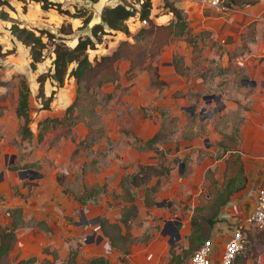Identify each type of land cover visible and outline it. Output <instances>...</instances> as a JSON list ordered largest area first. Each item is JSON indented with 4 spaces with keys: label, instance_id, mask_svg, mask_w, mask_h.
<instances>
[{
    "label": "rangeland",
    "instance_id": "obj_1",
    "mask_svg": "<svg viewBox=\"0 0 264 264\" xmlns=\"http://www.w3.org/2000/svg\"><path fill=\"white\" fill-rule=\"evenodd\" d=\"M59 1L63 3L64 7L70 6V9L73 8L74 4L87 3L81 0ZM164 1L152 0L151 17L156 27H158L155 28L152 34H146V36L141 37L137 34L140 27L146 28L149 27V24L139 23L136 20H128L126 24H128L131 36L120 32L115 33L113 37L103 35L99 42H95V48L87 51L90 61L94 63L100 56L110 54L115 50L121 40H127L135 44L133 63L146 66L149 62H152L153 65L157 66L161 77L168 83L167 87L159 91L148 87V74L144 69H137V65L133 69L137 77L134 75L135 77H130L127 80L129 78L127 70L130 67V62L128 60H119L116 66L120 74V81L122 82L118 86H115L113 82L105 84L100 89L97 88L100 100L97 106V114L99 118L105 120L107 132L105 136L107 138L103 142H97L94 151H89L90 148H87V145L82 143L85 134L88 132V126L85 122H79V124L71 127L69 130L61 125L52 126L45 134L44 139L40 142L37 141L38 123L47 117L61 118L64 115L66 108L75 99L76 83L74 79H66L64 85L56 89L49 109H43V98L37 96L36 76L41 72H46L50 68L52 46L47 48L45 59L37 65L35 71H32L29 68L30 58L28 48L11 35L9 28L12 22L0 18V47L3 53L11 51L9 54L0 56V209L2 211L8 210L3 205L14 204L12 203L13 197L21 200V193H25L18 187V193H12L10 190L11 185H17L19 178L15 174V169H10L12 172H6L8 168L14 167L22 171L21 174L25 175L26 179H28L26 183L38 184L39 187L55 183L56 188L62 194L68 195L67 197L62 196L63 213L65 214L63 215L62 222L57 226V230L62 233L63 237L72 235V238L75 239V244L77 241V250L81 251L88 239L96 241L98 235H101L98 231L97 223H95L99 212L92 213L93 211H90L87 207L75 205L74 195L77 194V197L81 196L84 193L83 187L85 184L89 187L93 186L87 183L97 182L99 183L98 185L101 184L99 191L102 190V183H105L110 189L102 197L105 206L107 205L105 211L109 212V217L115 218L118 216L119 208H121L118 183L121 178L129 175L135 169L137 159L141 158L143 154L134 143L133 137L135 136H129V133L132 132L135 126V122L140 117L150 116V120L156 119L160 123L161 112H164L167 114L165 118L166 123L173 122L170 121L172 116H175L174 120L178 118L177 129H175L176 125L171 127L172 131L176 130L172 138L160 144V147L165 150L166 148L172 149L169 147V144L174 142L173 139L177 140L181 134L183 138H200L201 146L199 149H196L198 157H196L195 161L189 159L191 160L189 164L192 166L194 163L195 165L198 164L201 155H203L202 158L216 157L217 151L215 141L213 140L215 137H218L217 134L220 136L228 132L230 127L235 128L243 124L246 118L245 112L251 110L262 101L264 98L263 70L260 69L259 72L253 73L252 64H247L246 61L245 63L243 62V66L237 64L238 59L251 56L249 55L251 53V37L248 35V31L246 30L247 32L241 34L239 44H235L233 39L231 40V44L227 45V43L221 42L218 39L210 38V36H206L204 40L197 37L199 39L197 50L190 47L189 43L182 37L173 38L167 43L162 44L166 40V37L164 36V29L159 26L167 25L173 17L168 8L164 6ZM213 1L174 0L175 6L181 9L184 16L188 19L191 27V36H198L202 31H205L203 28L204 20L201 17L202 7L204 4L208 5L209 2ZM8 2L10 7H0V11H6L9 19H13L21 26L32 29L46 28L52 33H56L57 28L62 24H70L74 30L70 36L71 38L67 40V44L70 46L73 45L77 35H86L90 31L88 26L81 27V19L66 18L54 11L42 10L38 4L30 3L28 0H8ZM106 2V0H100L94 5V8H91L92 13L99 11L100 4L104 5ZM123 2H126V0ZM219 2L221 3L222 1ZM135 7H138V5H135ZM245 33L247 34L244 35ZM132 35H136V39H133ZM243 44L248 45L241 47L237 55L236 53L233 55L234 50ZM161 45L162 47L159 49ZM229 49L231 52H229ZM177 55L183 56L185 62L190 67L187 77L175 74L167 66V63L172 60L173 56ZM19 75L26 77L31 90L29 113L31 116L30 128L33 132V139L30 141L21 140L18 134L19 127L22 124V119L18 118L15 114ZM201 75H205L204 80H201ZM243 78L253 79L256 82V86L250 87L248 83L242 85L241 80ZM130 83L132 84L129 86V89L133 86L135 88L132 90L133 96H130V100L128 101L127 98L123 97L126 94L129 95V92L126 93L122 89ZM44 85L45 97H47L50 91L54 89V86L51 85L49 80ZM190 88L193 89L192 91H196L197 94H189ZM177 91L186 95L188 94V96L183 98L175 97L173 93ZM109 92L112 96L114 92V97L110 102H107L106 95ZM218 101H223L225 107L219 115L215 116L217 120H214L215 118L211 120L205 119L208 111L218 108ZM124 104H128V106L126 110H121V106L124 108ZM133 104H139V107L133 108ZM192 105L195 106V115L191 121L187 118L188 114L181 109ZM201 114L205 116L202 122L199 120V115ZM215 121H217L216 125H214ZM111 136L113 139L110 138ZM170 146L173 147L174 144H170ZM183 151L184 149L180 147L177 157L181 158L184 155L187 157V154ZM194 152L195 150H192L188 155L191 156ZM145 155L143 154L144 158ZM156 156L159 158L155 154V157L148 158V161L155 160ZM92 157H94L95 163L87 165L86 163ZM168 159L169 164L172 166L170 175L165 178L169 183L168 187L172 189L181 188V182L184 183V179L178 175V162H174V158L170 154L168 155ZM6 174L10 176L14 175V180L12 181L11 178L7 179ZM197 176L201 179V175L194 174L195 178ZM181 193L183 194V192ZM171 194L173 195V192ZM141 196L142 191L139 190L137 195L138 203L142 201ZM27 198H29L27 201L29 202L31 196ZM175 199L173 197L172 201L174 202ZM174 203L177 204V202ZM165 205L166 202L163 203V206ZM179 208H181V205L177 204L173 210L182 213L185 209L180 210ZM82 212L83 214H81ZM158 213L154 216L155 220H153V217H149L153 215L147 209H142L134 221L131 220V228L133 223L137 232L141 233L145 222H149L152 219L154 223H157L156 218L159 217ZM163 213L167 217H171V214H174L171 210L168 215L166 208L165 210L163 209ZM161 218L158 220L159 223H161ZM158 226L154 224V228ZM250 229H252L251 233H255L254 235H256L257 231L264 230V227L257 228L250 225ZM144 239L145 232L139 240L144 241ZM65 240L68 241L70 239L67 237L64 238ZM259 241L262 242V239H257V245L251 242V246L250 242L247 241L244 250L245 254L243 255H247V258H255L259 250H264L263 247L258 246ZM65 242L63 243L64 245ZM75 244L74 246L72 244L73 248H75ZM262 246H264V243H262ZM249 247H252V249L248 250ZM108 253L113 254L111 252ZM85 260L86 256L79 254V264H85ZM5 264L13 263L8 260Z\"/></svg>",
    "mask_w": 264,
    "mask_h": 264
},
{
    "label": "crops",
    "instance_id": "obj_2",
    "mask_svg": "<svg viewBox=\"0 0 264 264\" xmlns=\"http://www.w3.org/2000/svg\"><path fill=\"white\" fill-rule=\"evenodd\" d=\"M102 5L103 4H100V7ZM202 8L203 11L201 17L204 20L203 28L211 33L210 38L213 37L215 39H218L221 42L227 43V45L231 44V40L233 39L235 44H239V42L241 41V34L246 32L250 23L254 24V40L251 42V53L249 54L251 56L240 58L242 60V64L238 65L243 66V62L245 63L246 61L247 64H252L253 73H257L261 69L263 70L264 74V0H259V2L255 5H245L243 7L229 11H222L214 1L209 2L208 5L204 4ZM229 52H231L230 49ZM167 66L174 72L171 61L167 63ZM245 79L248 78H243L241 80L242 85H244L243 81ZM248 80L255 83V85L253 86L249 85L250 87L256 86V82L253 79ZM120 82L122 81L119 80L118 84ZM131 84L132 83L126 86V89H122L126 93L129 92V95L126 94V96L123 97L127 98L128 101L130 100V96H133L132 90L135 88L133 86L129 89V86ZM167 86L168 83L165 87ZM192 90V88L189 89V94H197L196 91ZM183 94L186 97L188 96V94ZM113 97L114 92L111 100L113 99ZM221 102L223 103V101ZM223 105L225 107L224 103ZM123 106L124 108L121 106V110H126L128 104H124ZM136 106L139 107V104H133V108H135ZM184 108L185 107H183L181 110L187 113V116L191 117H187L188 120L192 121L194 115H191ZM223 110L224 108L221 111L214 113L211 117H206L205 119H214L215 116L219 115ZM201 115H199L200 122L203 121L202 119H200ZM160 116V123L156 119L150 120V116L140 117L135 122V126L132 132L129 133V136L134 135L135 137H133V139L138 138L141 141L151 139L161 128L163 121L166 120L165 118L167 114ZM245 117L246 118L243 124L238 126L239 132L238 137L236 138L237 143L235 147H232L233 150H231L230 152L238 151L240 153V159L246 177V184L242 189L231 195L230 202L220 210L217 220L210 230L209 238L213 243L211 264H220L224 244L238 226L244 225L247 228L249 227L246 231V228L244 229L245 236H247L248 242H250V246L251 242L252 244L254 243V245H257V239L254 235L255 233H251L252 229H250V226L245 223L246 219L249 217L254 208L256 201V192L264 175V98L251 110L246 111ZM216 118L214 120H217ZM102 120L105 127V134H107L105 120ZM177 123L178 118L176 120L175 129H177ZM216 123L217 121L214 122V125H216ZM231 128L232 127H230V130L228 132H225L220 136L217 134L218 137H215V139L213 140L215 141V148L217 151L216 157L202 158L203 155H201L198 160V164L195 165L194 163L192 166H190L189 163L191 160L195 161L196 157H198V151L196 149H199L201 146L200 138H183L181 134V136L177 139L178 141L173 139L174 142L170 143L174 144L173 147H171L169 144V147L172 149L166 148L165 150L161 148L160 144H163L169 141L170 138H172L176 131L174 129V131L168 135L166 140L160 141L155 145L158 150H165L164 156H162L154 149H142L134 141L136 146L142 151L143 154L146 155L144 158L142 154V157L137 159V165L135 169H133V171L129 173V175L138 172L139 165H158L160 163L169 168V173L158 177L152 176L145 186L132 188V192L135 198V204L137 206V213L131 220L134 221V219L137 215L140 214L142 209H147L150 214L153 215L149 216L150 218L153 217V220H155L154 216H156L159 211V217L156 218L157 223H154L152 219L149 220V222H145L141 233L137 232L134 224L132 223V228L130 229L132 242L126 251L113 247L108 239V236L104 233L100 225V222L103 219H105L108 223H118L119 225H122L120 221L122 209L124 206L129 205V202L123 200L122 198L120 187V181L122 178L118 183L119 201L121 202V208H119L118 216H116L115 218L109 217V212L105 211V207L107 208V205L105 206L104 201H102V197L105 196L106 191H110L109 187L105 183H102V190L99 191L96 198L91 199L86 204L79 203L74 197L75 205L78 204V206L80 205L82 207H87L88 209H90V211H93L92 213L99 212V214L96 216L95 223H97L98 231L101 235H98L96 241H93V239H88L83 247V250L80 251L77 250V241L75 244V239L72 238V235L63 237L62 233L57 230V226L62 222L63 215L65 214L63 213L64 205L62 204V196L67 197L68 195L65 193L62 194V192L56 188L55 183H51V185H46L45 187H39L38 184L34 185L26 183V181H28V179H26L27 177L21 174L22 171L15 169V174L19 178V182H17V185H11L9 183V185H11L10 190L12 191V193L16 194L18 193V187L25 193H21V200L14 198L12 195V203L14 204L3 205V207L8 208L7 211H2L0 209V228L6 230H10L13 227V211L16 209L21 210V217L18 219L19 224L16 228H14V239L11 248L7 256L4 258L2 264H5V262L8 260L13 264H18V262L30 258L34 259L31 264H44L45 262L64 264L67 262L68 256L70 255L71 251L77 252L75 258L76 264H79V254L82 256H86L85 264H89L90 260L94 257H103L106 260V264H170V248L174 247L175 252L180 253L182 248L187 247L188 237L191 232L190 220L192 218V215L194 214V209L200 205L202 198L201 196L204 195L208 197L210 182L205 178L206 171L208 169L212 170L214 172L215 178L218 181V186L222 185V177L226 169V162L229 158L230 152L222 153L223 150L218 145V143L222 141L223 135L230 133ZM106 138L107 136H105L104 139ZM110 138L113 139L112 136ZM104 139H102L101 142H103ZM180 147L184 149L183 152L187 154V157L186 155L181 158L177 157V154L180 151ZM192 150H195V152L191 156L188 155ZM154 153L159 156L161 161L157 156L155 160L148 161V158H151L152 156L155 157ZM168 153L173 156L174 162H178V175L179 177L184 179V183L181 182V188L177 187L172 189L168 187L169 183L165 179L166 177H168V175H170L172 171V166L169 164ZM92 160L95 161L94 157L90 158L89 162L86 164L89 165ZM184 170L185 173L183 174V176H181L180 174ZM6 172L12 171L10 170V168H8ZM196 173L198 175H201V179L198 176L196 178L194 177V174L196 175ZM9 178H11V180L13 181L14 175H7V179ZM157 180H159L160 183L156 192L153 194L154 204L151 207H147L144 204V190L146 187L155 185ZM87 184L99 187L101 186V184L98 185L99 183L97 182ZM139 190L142 191V201L140 203L137 202V195ZM171 192H173V195L171 194ZM181 192H183V194ZM28 196H31L29 202H27L29 199L27 198ZM173 197L176 198L174 202H177V204L181 205V208H179L180 210L185 208L182 213L173 210V208H175L177 205L172 201ZM164 202H166L165 206H163ZM165 208L167 210V214L171 212V210L174 212V214H171V217H167V215L165 216L163 213V209L165 210ZM81 214H83V212ZM160 217H162L160 221L161 223L158 222ZM175 219L176 221H178L177 219H179L180 221V223L177 225L180 238L175 239L172 243H170L172 237L167 233V230H164L163 227L166 221ZM154 224H157L159 226L157 228H154ZM124 230L125 229H122L123 233L125 232ZM144 232L145 239L144 241H140L139 238L143 236ZM258 232L259 231H257V233ZM96 233L98 234V232ZM67 237L70 240H65V242L64 238ZM64 242L65 245L63 244ZM72 244L73 246L75 244V248L72 247ZM258 246L264 248V246H262V242L260 241L258 243ZM108 252H111L113 254H109ZM233 264H264V250H259L255 258H247V256L243 257V255H239L234 260Z\"/></svg>",
    "mask_w": 264,
    "mask_h": 264
},
{
    "label": "trees",
    "instance_id": "obj_3",
    "mask_svg": "<svg viewBox=\"0 0 264 264\" xmlns=\"http://www.w3.org/2000/svg\"><path fill=\"white\" fill-rule=\"evenodd\" d=\"M30 3L38 4L42 10L54 11L62 17L71 19H81L82 26H88V23L92 17L91 8L97 4L100 0H81L87 2L86 4H74L73 11L69 7H64L63 3L59 0H28ZM125 0L116 1L113 3H106L100 7L99 13L101 15V23L92 27V29L86 35H77L75 37L72 46L67 44V40L71 38L73 29L70 24H62L57 28L56 33H52L46 28H28L21 26L13 19H9L8 13L4 10L0 11V18L3 20H10L11 26L9 28L10 33L15 37L22 45L28 48L29 51V68L32 71L37 69V65L45 59V53L49 46H52L51 64L50 68L46 72H41L36 76L37 83V96L43 98L42 108L49 109L56 89L64 85L66 79H74L76 83V95L73 102L66 108L64 115L61 118H45L38 123L39 130L36 136L37 141H42L45 134L52 126L61 125L68 130L79 124V122H85L88 126V132L85 134V138L82 143L90 148L89 151H94L97 142H100L105 138V127L102 118L98 117L97 106L99 105V97L97 88L103 87L108 83H115L118 86L120 80V74L117 70L116 63L119 60H128L130 67L127 70L129 78H132L136 73L133 69L137 65V69H144L148 74L149 87L152 89L162 90L167 85L166 81L162 79L158 68L149 62L146 66L142 64H134V43H130L127 40H121L115 50L110 54L102 55L92 63L88 56V50L95 48V42H99L103 35L114 36L115 33H123L127 36H131L128 24V20H136L139 23L146 21L149 27H140L137 34L141 37L146 34H152L156 25L152 21L151 10L152 0ZM219 1H222L221 3ZM259 0H218L220 9L222 11L234 10L245 5H255ZM138 5V7H135ZM10 7L8 0H0V7ZM164 6L168 8L172 14L167 25L159 26L165 31L166 40L162 44L167 43L169 40L182 37L189 46L194 50L198 48V38L205 39L206 36H210L209 31H202L198 36H191V27L188 19L184 16L181 9L175 6L174 0H165ZM248 35L251 37V42L254 40V24L250 23L247 28ZM246 31V32H247ZM245 33L244 35H246ZM253 37V39H252ZM133 39H136V35H132ZM170 38V39H169ZM200 44V43H199ZM243 44L234 50L233 55H237L241 47L247 46ZM162 47L159 46V49ZM201 49V48H200ZM250 51V48H249ZM248 51V52H249ZM247 52V53H248ZM11 53V51L2 52L0 47V56ZM232 55V56H233ZM171 65L174 72L180 76H188L190 67L185 63L184 57L181 55L173 56ZM134 76V77H135ZM205 75H201L200 78L204 80ZM50 81L54 86L47 97H45L44 84L46 81ZM131 81V80H130ZM127 88V87H126ZM125 88V89H126ZM31 90L24 75H19V84L17 91V101L15 107V114L18 118L22 119V124L19 127L18 134L21 140L30 141L33 139V132L30 128L31 116L29 113V99ZM175 97L185 96L179 91L174 93ZM107 102L111 100L112 94L109 92L106 95ZM165 113L161 112L163 116ZM191 118L190 116H188ZM171 118L170 123H166L164 120L161 128L158 132L149 140L141 141L135 138V143L142 149H154L164 156L163 150H158L155 147L156 143L167 139V134L172 133V126L176 125V119ZM170 131H169V129ZM238 126L232 127L229 134L223 135L222 141L218 145L223 150L222 153H227L233 150L238 137ZM99 144V143H98ZM91 163H95L94 160ZM184 163V161H183ZM10 169H16L10 167ZM169 173V168L162 163L158 165H139L138 172L124 176L120 181V187L123 200L129 202L128 206H124L121 212L120 221L122 225L118 223H108L105 219L100 222L101 228L108 236V239L113 247L126 251L132 242V236L130 233L131 219L135 217L137 213V206L135 204L134 194L132 192L133 187L145 186L152 176L158 177ZM185 170L180 174L183 176ZM205 178L209 180V193L208 197L201 196V203L194 209V214L190 220L191 232L188 237V245L181 249L180 253H176L174 247L170 248V264H188L191 256L197 248H199L205 240L210 237V230L213 224L216 222L220 210L230 202L231 195L246 184V177L243 170V165L240 159V153L238 151L230 152L229 158L226 162V169L223 173L222 185L218 186V181L214 176V172L208 169L205 173ZM60 182V180H59ZM159 180L155 185L146 187L144 190V204L147 207H151L154 204L153 194L156 192ZM84 193L75 199L81 203L86 204L91 199H95L99 193V186H85L83 187ZM14 222L13 227L10 230L0 228V264H2L4 258L7 256L13 239L14 228L19 224L18 219L21 217V210L16 209L13 211ZM122 229H125L124 233ZM256 239H262L264 243V230L255 235ZM246 241L247 236H246ZM247 244V242H246ZM252 249L249 247L248 250ZM76 251H71L68 256L67 262L64 264H76ZM245 254L243 252L241 256ZM247 255H243V257ZM238 257V256H237ZM236 257V258H237ZM34 261L33 258L18 262V264H31ZM44 264H55L54 262H45ZM89 264H106V260L103 257H94L90 260Z\"/></svg>",
    "mask_w": 264,
    "mask_h": 264
},
{
    "label": "built area",
    "instance_id": "obj_4",
    "mask_svg": "<svg viewBox=\"0 0 264 264\" xmlns=\"http://www.w3.org/2000/svg\"><path fill=\"white\" fill-rule=\"evenodd\" d=\"M106 3H113L121 0H106ZM216 5H220L218 0H214ZM146 24V21H142ZM242 60L238 59L237 64H242ZM247 225H253L257 228L264 227V175L262 181L256 192V201L252 212L246 219ZM247 228L244 225L238 226L231 236L226 240L224 244V249L222 252V257L220 264H233L237 256L244 252L246 248V236L244 229ZM213 252V243L209 238L204 241V243L195 250L191 256L188 264H211V254Z\"/></svg>",
    "mask_w": 264,
    "mask_h": 264
},
{
    "label": "water",
    "instance_id": "obj_5",
    "mask_svg": "<svg viewBox=\"0 0 264 264\" xmlns=\"http://www.w3.org/2000/svg\"><path fill=\"white\" fill-rule=\"evenodd\" d=\"M101 22H102L101 21V15H100L99 11L93 12L92 17L88 23L89 30H91L93 26L100 24ZM243 83H248L251 86L255 85V83L253 81L251 82L248 79H245L243 81ZM217 105H218V108L213 109L212 112H208L206 114V117H211L214 113H217L224 108V105L221 101H218ZM184 109L187 112H189L191 115H195V107L194 106L185 107ZM204 118H205V116H203V115L200 116V119L203 120ZM30 171H32V170H30ZM177 220L178 221H176V219L175 220H168L165 222L164 227H163L164 230H167V233L169 235H171V237H172L170 243H172L175 239L180 238V234H179L178 229H177V225L180 223V221H179V219H177Z\"/></svg>",
    "mask_w": 264,
    "mask_h": 264
}]
</instances>
